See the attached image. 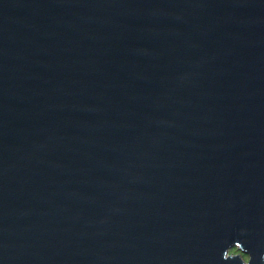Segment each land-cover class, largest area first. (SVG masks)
I'll return each mask as SVG.
<instances>
[{"label": "water", "instance_id": "obj_1", "mask_svg": "<svg viewBox=\"0 0 264 264\" xmlns=\"http://www.w3.org/2000/svg\"><path fill=\"white\" fill-rule=\"evenodd\" d=\"M0 264H264V0H0Z\"/></svg>", "mask_w": 264, "mask_h": 264}, {"label": "rangeland", "instance_id": "obj_2", "mask_svg": "<svg viewBox=\"0 0 264 264\" xmlns=\"http://www.w3.org/2000/svg\"><path fill=\"white\" fill-rule=\"evenodd\" d=\"M232 251L235 253L238 252V251H235V248ZM243 256L246 258V260L248 259V256L246 254H244Z\"/></svg>", "mask_w": 264, "mask_h": 264}, {"label": "trees", "instance_id": "obj_3", "mask_svg": "<svg viewBox=\"0 0 264 264\" xmlns=\"http://www.w3.org/2000/svg\"><path fill=\"white\" fill-rule=\"evenodd\" d=\"M235 251H238V250L235 248Z\"/></svg>", "mask_w": 264, "mask_h": 264}]
</instances>
